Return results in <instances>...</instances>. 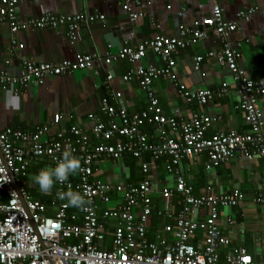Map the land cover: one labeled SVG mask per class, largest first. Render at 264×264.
Returning a JSON list of instances; mask_svg holds the SVG:
<instances>
[{
  "label": "built area",
  "instance_id": "built-area-1",
  "mask_svg": "<svg viewBox=\"0 0 264 264\" xmlns=\"http://www.w3.org/2000/svg\"><path fill=\"white\" fill-rule=\"evenodd\" d=\"M22 1L0 0V23L10 26L11 46L20 49L24 44L17 34L22 30L66 26L68 37L76 40L83 25L105 19L104 15L48 12L23 20L17 13ZM141 1L122 0L132 22L144 16L143 11L131 9V4ZM210 1L211 14L190 26L180 25L177 36L156 34L135 45L126 42L117 52L108 51L104 56L79 53L59 64L27 59L18 75L0 71V87L18 95L32 82L91 69L96 60H102L107 79L112 80L110 66L127 60L135 67L122 76L123 81L137 80L146 95L145 107L136 113L128 112L120 92L103 97L101 116H88L94 123L91 134L77 125L58 128L53 133L47 124L37 126L33 132L0 129V192L5 198L0 201V264H264V251L261 262L246 248L223 253L231 239L220 225V210L239 205L244 200L243 193L235 189L216 194L212 185L196 193L181 166L184 160L202 154L207 157V170L236 156L248 160L260 157L264 163V115L258 101L264 95V77L254 79L241 67L240 44L233 47L230 41L239 22L225 18L222 0ZM256 10L252 7L239 11V21H249ZM210 32L221 38V46L198 56L197 65L205 57H213L231 72L240 94L236 108L242 111L249 132L231 129L208 136L211 116L195 112L188 119L179 120L167 115L154 91V81L162 77L172 82L186 103L205 106L228 94L226 82L215 88L193 89L181 81L176 71L177 52L204 40ZM149 52L158 56L162 65L144 64ZM60 119V114L55 115L53 124L57 125ZM146 125H153L154 132L145 130ZM66 145L79 158L80 168L75 174L77 180L70 175L63 184H57L56 192L78 191L89 203L83 209L70 207L57 199L55 192L51 204L55 212L51 214L45 203L29 194L24 178L34 162L47 159L53 166ZM147 154L151 162L164 158L165 170L173 177L171 184L161 189L156 186L149 176L151 162L143 159ZM126 155L140 159L144 173L140 182L112 183L94 178L99 162L121 160ZM156 194L167 205L156 206ZM173 198L179 205L176 212L171 204ZM255 201L264 203V181ZM112 202L114 205L110 206ZM202 209L207 210V217L194 218L195 212ZM152 216L167 220L155 239L148 235ZM227 222L233 223L231 218ZM108 226H113L109 248L103 244L109 234ZM200 234L199 242L192 241Z\"/></svg>",
  "mask_w": 264,
  "mask_h": 264
},
{
  "label": "crops",
  "instance_id": "crops-1",
  "mask_svg": "<svg viewBox=\"0 0 264 264\" xmlns=\"http://www.w3.org/2000/svg\"><path fill=\"white\" fill-rule=\"evenodd\" d=\"M122 0H23L17 7V13L23 20L40 17L44 13H83L87 15H104V20H96L83 25L76 40L67 35V27L22 30L17 34L19 42L24 44L20 49L11 46V31L7 23H0V71L18 75L21 73L24 61L27 59L59 64L65 59L72 60L79 53H89L104 56L108 51L117 52L124 43L135 45L156 34L177 36L179 26H190L197 20H202L212 11L210 0H142L140 4H131V9L143 11L144 16L137 22H132L130 14L122 7ZM225 18L238 21L239 28L232 32L230 41L233 47H238L242 56L241 67L254 79L264 77V0H222ZM256 8L249 21H239L241 10ZM221 38L210 32L204 40L194 42L190 47L179 50L176 54V71L181 81L193 89L215 88L226 82L229 85L228 94L212 100L205 106L197 103H186L169 79L158 78L153 87L164 112L179 120L188 119L193 113H204L212 118V126L207 132L211 136L217 132L237 129L239 132H249L243 113L236 108L240 94L231 77V72L217 58L205 57L197 65V57L205 55L212 49H219ZM111 46V47H109ZM144 64L162 65L161 59L149 52L143 59ZM134 64L127 60L115 61L110 69L114 74L112 80L107 79V73L102 60H96L93 68L78 70L73 73L47 77L43 82H32L23 87L16 95L10 89L0 87V129L16 128L25 132H33L37 126L51 125L53 133L56 129H67L71 125L84 128L91 134L93 122L88 118L93 113L101 116L100 102L106 95L122 93V102L129 113L141 111L146 105L145 92L137 80L125 82L122 76L127 74ZM259 105L264 115V95L259 96ZM60 114V122L55 125L54 116ZM145 160V158L143 157ZM137 167L133 169L126 161L103 160L95 165L94 178L104 182L130 184L134 177L143 179L141 161L137 159ZM151 162V160H150ZM205 154L193 159H186L181 166L188 182L196 193L207 185H212L216 194L240 190L244 200L237 206L222 207L220 210V225L225 235L230 237L231 244L223 253L237 252L246 248L256 259L263 260L264 251V203L255 201L264 181L263 159L256 157L248 160L236 156L220 166L207 170ZM51 166L47 159L32 163L24 181L29 194L48 207L53 214L55 208L51 205L57 190L54 184L52 192L41 194L31 177L37 171ZM143 173V174H142ZM149 176L156 186L171 184L173 177L164 166V161L151 162ZM132 177V178H131ZM77 180L75 174L71 175ZM0 192V201L4 200ZM175 198L172 207L179 210ZM156 206L167 205V201L159 194L155 195ZM114 202L110 204L113 206ZM207 210H198L194 218L207 217ZM233 223L229 224L227 219ZM167 220L152 216L148 235L155 239L163 231ZM108 236L104 246H111L113 226H108ZM201 240V234L194 242Z\"/></svg>",
  "mask_w": 264,
  "mask_h": 264
},
{
  "label": "clouds",
  "instance_id": "clouds-1",
  "mask_svg": "<svg viewBox=\"0 0 264 264\" xmlns=\"http://www.w3.org/2000/svg\"><path fill=\"white\" fill-rule=\"evenodd\" d=\"M79 168V158L74 156L71 147L66 145L55 164L40 169L32 175L31 180L41 194L48 195L52 192L54 184H63L70 175L76 174ZM56 197L66 201L68 206L77 209H83L89 203L78 191H57Z\"/></svg>",
  "mask_w": 264,
  "mask_h": 264
},
{
  "label": "trees",
  "instance_id": "trees-1",
  "mask_svg": "<svg viewBox=\"0 0 264 264\" xmlns=\"http://www.w3.org/2000/svg\"><path fill=\"white\" fill-rule=\"evenodd\" d=\"M154 126L153 125H146L145 126V130H147L149 133H153L154 132ZM144 158H145V160L146 161H150L151 160V157H150V155H145L144 156ZM126 161H127V163H128V165L130 166V167H132V169L136 166L137 167V158H135V157H133V156H131V155H126ZM161 161H164V158H159V159H157L156 160V162H158V163H160ZM141 171H142V167H141ZM143 174V173H142ZM132 178V177H131ZM143 178V177H142ZM142 180V179H141ZM130 182L132 183V184H135V183H138V182H140V180H137V178H135L134 179V177L130 180ZM177 201V200H176Z\"/></svg>",
  "mask_w": 264,
  "mask_h": 264
},
{
  "label": "water",
  "instance_id": "water-1",
  "mask_svg": "<svg viewBox=\"0 0 264 264\" xmlns=\"http://www.w3.org/2000/svg\"><path fill=\"white\" fill-rule=\"evenodd\" d=\"M14 185H16V182L14 181Z\"/></svg>",
  "mask_w": 264,
  "mask_h": 264
}]
</instances>
